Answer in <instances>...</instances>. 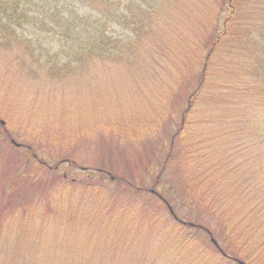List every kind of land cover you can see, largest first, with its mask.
Returning <instances> with one entry per match:
<instances>
[{
  "label": "rangeland",
  "instance_id": "obj_1",
  "mask_svg": "<svg viewBox=\"0 0 264 264\" xmlns=\"http://www.w3.org/2000/svg\"><path fill=\"white\" fill-rule=\"evenodd\" d=\"M118 1L120 12L131 3L136 13V5H140L142 9L149 6L150 11L156 10L158 5L153 0ZM222 1L224 0H171L166 6L168 13L164 11V24L153 28L159 36L155 45L151 43L144 46L136 59H115L108 62L98 59L76 64L72 60V47L80 48L82 43L71 45L64 39L56 41L51 37L52 32L47 31L48 28L52 30V26H41L42 22H48L50 15H57V12L41 13L30 0H21L22 4L26 2L31 9L27 23L17 33L29 39V47L25 49L20 43L9 46L0 40V121H3L0 122V162L1 165L3 161H12V165L20 162L19 170L27 167L30 175L37 174L33 179L36 180L41 171L38 164L53 166L63 159L74 161L76 166H72L70 162L59 164L54 175L45 174L41 183L38 182L33 186L35 189H29L27 193L34 195L33 197L36 195L38 200L46 191H50L53 209L76 208L77 222L83 215L90 219L84 224L76 222L75 225L61 227V231L66 229V236L62 237L64 240L58 241H69L68 248L63 249L54 242L55 232H46L44 237L37 239L32 250L17 245L20 256L30 253L33 258L40 259L38 264H214L213 257H224L210 244V240L214 238L215 243L230 256L227 259L224 257L223 264H237L230 260L237 254L232 248L233 236L230 237L228 232H224L211 219L205 222V233L198 232L197 229L186 230L174 222L164 206L156 209L151 204L143 203L144 200L136 197L133 192L118 194L113 186L107 191V197L104 196L105 202H101L102 196L99 200L86 201L83 199L85 190L77 189V195L83 194L65 195L70 202H65V198L61 202H55L57 189L56 185H51L58 183L55 180L58 175L60 177L66 173L68 178L82 177L86 174L85 170H81L82 167L99 169L102 165L115 176L128 177L137 182V187L153 189L159 195L170 198L171 206L177 209L176 213L181 221L204 216L197 210V206L205 200L202 199L205 190L197 184L198 192H195V187L191 185L190 170L176 164L170 166L166 177L162 168L170 163L165 161L168 158L171 136L179 128L180 117L191 98L190 92L193 87L196 88L199 73V66L196 65L205 53L201 50L202 46L206 45L211 31H219L229 13L222 6ZM243 7L244 5L240 7L237 19L240 25L246 15ZM1 15L0 12V18ZM130 19L131 23L138 25V16ZM132 26L134 25L121 19L108 31L115 30L114 36L129 34ZM193 30L198 34L193 39L195 43L192 42L195 53L190 50L186 56L177 58L182 53H177L178 47L192 38L190 32ZM181 32L187 36L181 35ZM253 35L260 37L259 30L253 29ZM230 49L224 47L225 52L237 51ZM30 51H33L34 57L29 55ZM240 57L242 56H232L235 60L233 63L239 61ZM180 58L187 64L193 63L194 66H189L188 73L179 67L177 59ZM73 66L77 67L72 73L64 71ZM51 68L55 71L58 68L61 73L50 70ZM215 68L217 71L212 79L218 83L235 77V74L229 72L223 78V74L218 73L219 66L215 65ZM48 69L53 73L47 72ZM180 78L183 80H180L181 84H174ZM170 79L172 84L177 85V90L164 85ZM213 86L212 91L209 90L211 98L208 105H212L211 102L216 101L215 97L220 93L217 85ZM166 95L170 97L165 102ZM228 107L229 110L236 109V106ZM162 109L170 112L171 116L167 120L161 115ZM210 110L213 111L212 108ZM215 116L216 114L211 118L215 119ZM204 117L205 115H200L201 120ZM216 122L220 127L219 121ZM139 128H144V131ZM230 129L239 130L240 124H235ZM204 132L210 135L207 131ZM9 139L22 145L19 146L22 148L10 144ZM207 139V146L211 149L216 144L227 149L233 142L213 135ZM27 145H31L33 154L36 155L34 161L32 155L26 157ZM237 157L242 159L240 155ZM183 172L186 179L182 177ZM184 181L190 184V188L184 192L185 201L180 197ZM41 185L47 186L48 190L44 191ZM142 195L148 196V193L143 192ZM155 196L149 197L154 202L161 199L158 195ZM231 205L239 207L237 203ZM41 215L45 217L44 222L50 229L54 228L55 223H59L49 214L43 212ZM38 222L37 220L36 223ZM99 222L104 225L100 227ZM111 228H118L119 237H116V241L112 240L114 235ZM105 230L110 235L100 232ZM183 236L192 238L194 243L191 240L192 244H188L183 250L171 248L176 241L175 237L182 242ZM108 243L109 245L104 246ZM127 255L135 256L130 260Z\"/></svg>",
  "mask_w": 264,
  "mask_h": 264
},
{
  "label": "trees",
  "instance_id": "obj_2",
  "mask_svg": "<svg viewBox=\"0 0 264 264\" xmlns=\"http://www.w3.org/2000/svg\"><path fill=\"white\" fill-rule=\"evenodd\" d=\"M153 1L158 2L156 10L150 11L149 6L142 9L140 5H136V13L132 9L133 3L128 4L120 12V1L118 0H30L34 8L41 13L57 12V15H50V22L41 24L43 27L52 26V30L48 28L47 31L52 32L51 37L54 40L64 39L71 45L82 43L80 48L72 47V60L76 64L98 59L104 62L115 59H136L144 46L151 43L155 45L156 38L158 39L159 36L153 28L164 24V11L168 13L166 6L171 0ZM0 3L2 13L0 40L9 46L20 43L27 49L29 39L18 34L17 30L27 23L31 8L26 2L22 4L21 0H0ZM242 5H244L243 12L246 15L243 17V24L240 25L237 19ZM222 6L229 13L223 22L221 21L219 31H211L206 39V45H203L202 49L200 47L205 53L203 59L198 60L196 65L199 66L196 88L193 87V91L190 92L189 97L191 98L180 117L179 128L171 136L167 151L168 158L165 161V163H170L162 168L166 177V173L170 172V166L177 164L183 169L188 168L192 176L191 185L195 187V192H198L197 184L203 187L205 191L202 199L205 200L197 206L200 214L204 215L201 218L197 214L201 221L194 218L181 221L176 213L177 209L171 206L170 198L166 196L164 198L154 190L137 187V182L131 181L128 177L115 176L102 165L99 169L82 167L81 170H85L86 173L82 177L68 178L66 173L60 177L58 175L55 178L58 183L52 180L54 183L51 185H56L57 189L55 202L63 201L65 195H82L83 193L79 192L80 195H77V189L85 190L83 199L86 201L99 200L102 196L101 202H105L104 196L107 197V191L113 186L116 187L118 194L133 192L136 197L144 200L143 203L151 204L156 209L164 206L174 222L176 221L178 226L186 230L197 229L198 232L205 233L207 226L205 222L211 219L224 232H228L230 237L233 236L231 238L234 244L232 248L237 254L232 259H228L237 264H264V0H224ZM135 16L139 17L138 25L131 23L130 17ZM251 16H253L252 19ZM121 19L134 26L132 29L129 28V34L114 36L115 30H108L112 29L114 23L120 22ZM253 29L259 30L260 37L253 35ZM196 32L191 31L192 38L190 37L185 45L178 47L177 53H182L177 58L186 56L190 50L195 53L192 42L195 43L193 39H196V35L198 36ZM181 35L187 36L184 32H181ZM224 47L234 48L237 51L227 50L228 53L224 56L226 53ZM231 53H234L232 56L242 57L233 63L235 60L231 58ZM29 55L34 57L33 51H30ZM177 63L187 73L189 66H194L193 63H185L182 58L177 59ZM71 65L72 63L69 67ZM215 65L219 66L218 73L223 74V78H226L229 72L235 74V77L218 83L212 79L217 71ZM76 67L73 66L64 71L72 73ZM56 70L53 71L61 73L60 69ZM47 72L53 73L49 69ZM180 80L183 81L180 78L174 84H181ZM165 84L171 90H177V85L172 84V79ZM214 84L217 85L220 93L215 97L216 101L208 105L211 98L209 97L210 91L214 88ZM167 97L170 96L166 95L165 102ZM230 105L236 106V109L229 110ZM211 108L213 111L210 110ZM168 110L170 111V107ZM169 111L161 110V115L166 120L171 116ZM214 114H216L215 119L211 118ZM200 115H205L203 120L200 119ZM216 121H219L220 127L215 124ZM235 124H240L239 130L230 129ZM143 129L139 128L140 131H144ZM212 135L215 138L233 140L230 144L231 148L224 149L216 144L211 149L207 146L209 142L207 138ZM8 142L15 147L22 148L19 147L22 145L12 143L11 139ZM25 151H27L26 157L32 155V161L36 159L31 145H27ZM238 155L242 159L238 158ZM66 162L70 161L63 159L53 166L38 164L41 171L36 180L33 179L37 174L30 175L27 167L19 170L20 162L12 165V161L7 163L3 161V167L0 162V264H38L40 259L33 258L30 253L20 256L17 245L23 248L29 247L32 250L37 239L44 237L46 232L50 234L55 232L54 242L59 247L63 249L69 247L67 246L69 241L60 242L58 240H64L62 237L66 236V229L61 231L62 226H72L77 222L75 220L78 216L76 208L53 209L50 191H46L45 195L38 200L36 195L33 197L34 195L27 193L29 189L34 190L33 186H36L38 182L41 183L45 174L54 175L59 164ZM70 163L76 166L74 161ZM184 173L182 177L186 179ZM189 185L188 182L182 185L181 200H186L184 192L190 188ZM41 188L44 191L48 190L47 186L41 185ZM143 192L148 193V196H143ZM155 195L162 200L158 198L156 202L152 201L150 197H156ZM64 201L70 202L67 198ZM236 203L239 207L231 205H236ZM43 212L55 217L59 223H55L54 228L50 229L44 222L45 217L41 215ZM89 219L83 215L76 224H84ZM37 220L38 223H36ZM98 225L102 227L104 224L99 222ZM110 231L114 235L112 240L116 241V237H119L118 228H111ZM100 232L110 235L106 230ZM175 240L171 248L177 247L183 250L188 244H192L190 237H184L182 242L176 237ZM210 244L215 246L227 259L228 255L224 249L211 240ZM106 245L109 243L104 246ZM122 246L125 247L124 244ZM127 256L132 260L135 255ZM224 257H213L212 261L214 264H223L225 263Z\"/></svg>",
  "mask_w": 264,
  "mask_h": 264
},
{
  "label": "water",
  "instance_id": "obj_3",
  "mask_svg": "<svg viewBox=\"0 0 264 264\" xmlns=\"http://www.w3.org/2000/svg\"><path fill=\"white\" fill-rule=\"evenodd\" d=\"M1 123H3V121H1ZM12 142L15 143L14 140H12ZM15 144H17V143H15ZM17 145H18V144H17ZM212 241L215 243L214 238H212ZM241 263H242V262H241Z\"/></svg>",
  "mask_w": 264,
  "mask_h": 264
}]
</instances>
